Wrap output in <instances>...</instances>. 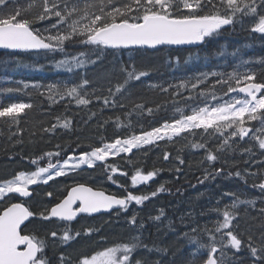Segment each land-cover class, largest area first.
<instances>
[{"label":"trees","instance_id":"trees-1","mask_svg":"<svg viewBox=\"0 0 264 264\" xmlns=\"http://www.w3.org/2000/svg\"><path fill=\"white\" fill-rule=\"evenodd\" d=\"M247 2L251 3V0ZM29 3L30 0H16L14 6L26 9ZM256 3L259 5L260 0H256ZM37 10L34 9L33 13L25 12L24 15L31 18ZM208 12L206 9L201 14ZM258 13L264 15V8H258ZM259 15L237 13L231 28L219 32L211 39H206L204 45L198 49L115 51L66 41L64 51L0 53V107H7L12 103L32 105L15 120L12 117H0V183L20 172H33L39 167H47L49 163L57 167L70 156L91 152L94 148L103 147L117 138L125 139L133 134L141 135L152 131L166 121L181 117V112H178L177 108L184 114H190L191 107L202 106V103L199 98L192 100L185 98L189 95L195 97L196 92L202 89L211 93L213 91L211 85L217 79L226 78L209 76L196 90H191V83L187 88L175 87L181 81L195 82L191 78L200 73L254 72L255 82H264V34L252 30L258 22ZM56 19L53 17L50 21L35 22L32 26L45 36L49 34L44 31L45 29H49L51 34L55 35L56 29H51L50 26ZM81 53L84 55L80 56ZM73 56H79L80 59L89 62L73 72L55 69L56 62L71 59ZM90 61L96 62L93 64ZM130 65H135L136 71H148L149 75L139 81H130L117 93V86L127 79L126 72L121 71V68L128 67V70H132ZM84 79H87L89 84L78 91L84 98L90 100L87 105H79L74 98L67 96L64 99L59 96L49 98L47 89L50 85L60 88L71 87L82 85ZM33 85L41 87L37 90ZM162 87L168 88V91H161ZM9 89L12 91H8ZM109 89L115 95H110ZM177 91L182 95L175 94ZM215 91L220 96L221 86L217 85ZM231 94L223 96V99L231 97ZM104 98L109 99L108 105L104 104ZM113 100L116 101L115 104L111 103ZM216 102L212 101L209 95V103ZM136 105L144 107L140 109ZM148 109H152V112L149 113ZM230 138L228 129L224 130L223 135L213 129L207 131L196 129L184 133L171 143L152 144L145 149L133 151L130 155L109 160L105 164L101 162L104 168H100V172L110 171L113 176L112 181L116 187L110 193L117 197L125 198L130 189L137 191L141 196L146 194L150 196L155 192V185L163 187L165 193H168L167 196L160 198L163 203L161 206L166 217L176 222L177 234H159L149 222L150 227L146 230L148 234L146 233L147 237L142 245L166 251L149 252L141 247L136 251V256L143 264H204L207 255L191 246L192 237L197 241L196 244L207 242L209 244V233L217 236L216 239L218 237L223 239V234L215 231L222 223V205H213L210 212L213 217L205 220L210 214L205 211L206 204L192 203L195 198L188 197L189 195L180 198L177 196L180 186L188 190L194 184H208L206 182L208 176L212 178L210 184L212 195L204 196L202 202L211 200L215 204L216 201L223 200L231 204V196H234L242 201V204H257L255 209L253 208L254 212L245 209L241 234L243 241L246 242L251 236L253 245L260 246L261 237L264 236V212L261 211L264 209V192L258 185L264 175V164L260 165L263 154L259 148L248 143V140ZM225 139L228 140V144L221 148ZM199 143H204L206 147H193ZM47 153L52 155L48 156ZM209 153L215 155L217 159L208 160ZM165 154L169 157L168 161L164 159ZM112 167L117 169L115 174L111 171ZM137 170L142 174L156 172L158 179L154 185L151 184V190L140 188L138 185L139 188L134 187L131 176ZM237 172L240 175H236ZM125 173L127 175H124ZM96 175L99 177L100 174L97 171L86 172V176L90 178ZM83 183L87 182L79 184ZM182 192L181 190L180 193ZM224 193L226 197L223 196ZM64 196L65 194L52 195L51 198L45 196L41 207L59 202ZM178 199L179 204L176 203ZM15 201L19 200L12 196L11 202L5 207ZM22 203L31 211L36 213L40 211L36 207L32 208L26 201ZM146 205L149 207V204ZM5 207L0 208V212ZM145 208L142 211L143 215H147ZM34 223L36 220L28 223L23 233L29 234ZM39 223V229L43 232L50 233L54 229L50 223ZM119 234L120 232L117 234L112 232L105 238L109 242L117 241L118 244H122L124 239H121L122 236ZM184 242H188L189 245ZM92 246L93 244H89V248ZM231 251L229 255L223 251L230 259L229 264H252V257L246 245H242L240 254L234 255Z\"/></svg>","mask_w":264,"mask_h":264},{"label":"snow or ice","instance_id":"snow-or-ice-1","mask_svg":"<svg viewBox=\"0 0 264 264\" xmlns=\"http://www.w3.org/2000/svg\"><path fill=\"white\" fill-rule=\"evenodd\" d=\"M15 3L16 0H0V48L46 50L49 52L64 51L66 41L92 45L101 50L128 49L133 46L155 48L162 44L204 42L219 34L224 26L232 25L237 13L259 15L258 8H264V0H260L259 5L256 0H251V3H248L247 0H30L26 9L15 7ZM61 5L63 6L61 7ZM34 9L38 10L31 15V18L24 15L25 12L33 13ZM206 9L209 10L208 14H201ZM53 17L57 19L50 27L56 29L55 35H52L49 29H45L44 31L49 32L45 36L39 29L32 26L35 22L50 21ZM252 30L264 34V15H259L258 22ZM83 55L84 53L80 54V56ZM86 62L89 61L80 59L79 56H73L71 59L56 62V67L66 68L71 72L74 68L83 67ZM90 62L94 64L96 61ZM129 67L132 70H128V67L121 68V71L126 72L127 79L123 84L117 86V93L121 92L130 81H139L142 77L149 75L148 71H136L135 65ZM209 76H226V78L217 79L211 85L213 89L211 93L202 89L196 92L195 97L189 95L185 98L186 100L199 98L203 106L191 107V114H184L177 108V111L181 112V118L175 119L171 123L166 121L162 127L153 128L152 131L144 132L141 135L133 134L125 139L117 138L114 142L105 144L103 147H96L91 152L82 153L73 167L78 168L81 164L92 167L94 161H105L110 154L130 153L132 149L142 144H150L155 139L163 138L160 134L166 129H171L175 134L194 129H204L205 131L213 129L223 135L224 130L234 128L235 130L230 133V136L239 135L243 139L251 131L244 127L245 117L247 116L248 120H256L258 112L261 113V124L264 125V82H255L256 74L254 72L243 74L237 72L200 73L191 78L195 82L181 81L175 87L177 89L187 88L191 83V90H196L199 85L208 80ZM87 84L89 81L84 79L82 85L71 87L60 88L50 85L47 89L49 98L54 99V96H59L64 99L67 96L74 98L79 105H87L90 100L84 98L78 91L79 88ZM217 85L221 86L222 94L220 96L215 91ZM40 87V85H33V88L37 90ZM169 87L173 86L169 85ZM8 91H12V89ZM161 91L167 92L168 88L162 87ZM230 93L238 95L223 100V96H228ZM240 93L244 94V98L239 97ZM109 94L115 95L111 89H109ZM175 94L182 95L178 91ZM209 95L211 100L217 101V103H209ZM109 103V99L104 98V104L108 105ZM111 103L115 104L116 101L113 100ZM31 107V104L12 103L7 107H0V117H12L15 120L20 113ZM136 107L143 109L144 106L136 105ZM148 112L151 113L152 109H148ZM64 126L67 127V124ZM256 139H258L259 148L264 149V139L259 137ZM227 144L228 140L225 139L220 147ZM193 147L205 148L206 145L199 143L194 144ZM46 155L51 156L52 153ZM168 158V155L165 154L164 159ZM207 159L214 161L217 157L209 153ZM180 162L183 163L182 160ZM54 168L56 165L49 163L47 167H39L31 174L20 172L15 179L0 184V198L5 197L8 193H18L20 196L28 197L30 196L28 185L36 184L42 179L43 174H48L47 178L43 179L45 184L54 177L66 174L64 167H60L54 173L50 172V169ZM111 171L116 172L117 169L112 167ZM155 175V171L142 174L137 170L131 176V182L135 185L151 180ZM236 175L240 174L237 172ZM108 179H112V177L109 176ZM258 187L264 192V183H260ZM163 190L161 187L158 191ZM156 194L153 192L151 196ZM47 195L51 197L52 193L49 192ZM148 199H150L148 195L138 196L131 193L125 198L106 196L103 192L93 191L91 187L79 184L72 187L67 196L55 206L39 213L31 211L24 203H11L0 212V264H50L44 254L46 241L38 238L34 233L21 234V226L25 225V221L31 217L38 216L42 221H51L54 217L61 221H72L80 213L91 214L102 209H111L114 205L126 210L131 201L141 204ZM77 202L78 206L74 207ZM236 206L235 202L231 205L232 208H236ZM261 211L264 212V209ZM155 219L159 220L160 217L157 216ZM233 219H235L233 214L224 211L223 222L215 231L221 232L228 229L224 235L228 237V245L231 248L239 252L242 245H246L252 257V264H264V236L261 237V246H254L251 236L246 242L243 241L231 230ZM130 222L135 225L136 217L133 216ZM96 230L98 231V229ZM92 231V228H88L85 230V234H90ZM193 231L196 230L193 229ZM50 235L56 237L57 232L53 230ZM80 235V232L75 233V236ZM73 238L67 230L61 237L63 241ZM132 239L134 242L131 244L114 245L98 251L90 257H82L78 264H143V261L133 259V253L141 247L149 252L153 250L166 251V249H153L142 245L139 237ZM192 240L197 242L194 237ZM209 241L208 245H200V247L209 249L204 264H218V260L214 256L218 251L215 243L216 237L211 233H209ZM223 255L221 253V258ZM66 260H70V258L61 254L60 264H66Z\"/></svg>","mask_w":264,"mask_h":264},{"label":"rangeland","instance_id":"rangeland-1","mask_svg":"<svg viewBox=\"0 0 264 264\" xmlns=\"http://www.w3.org/2000/svg\"><path fill=\"white\" fill-rule=\"evenodd\" d=\"M55 69L67 71L66 68H57L56 66H55ZM78 69L79 68H74L73 71H76ZM229 98L230 97L224 98L223 100H228ZM240 98H244V97H240ZM212 104H215V103H212ZM256 115L258 117L256 120H248V118L246 116L244 127L252 129L250 137L248 139H246V140H248V143H250L252 146L259 148V142H258V139H256V137H259L260 139H264V130H261V129H264V125L261 124V118H260L261 113L258 112ZM179 118H181V117H179ZM172 121H168V122L171 123ZM163 124H161L159 127H162ZM254 125H255V127H254ZM194 130H196V129H194ZM234 130H235L234 128L228 129L229 133H231ZM190 131H192V130H190ZM190 131L182 132L180 134H175V133H173V131L171 129H166V130H164V132H162L160 134L163 138L155 139L154 142L150 143V144H142L139 147L132 149V151L130 153L120 152L117 155H111L110 154L106 158L105 161H94L92 167H89L87 164H81L80 167H78V168L73 167L74 164H76L78 162L79 157L81 155L70 156L71 159H70V157H68L67 159L62 161L59 166H57L54 169H50V172L54 173L56 170H59L60 167H64L66 174L64 176L54 177V179L49 180L48 183H46V184L43 183V179H46L48 174L47 173L43 174L42 179L39 180L36 184L28 185V190H31L32 192H34V197L30 200H24V202L26 201L28 204H40L41 205V204H43V200H44L45 196L49 197L47 195V193L51 192L53 196H57L60 194H66L67 191L69 190L70 186L72 187V186L77 185L81 182H87V183H85L86 185H91L95 188H100V190L106 189L107 179H106V177L102 178L103 176H102V173L100 172V168H104V167L101 166L102 165L101 162L105 164V162H109V160H112V159L116 160L118 158L126 156L127 154L130 155L133 151L145 149L152 144H162L165 142L171 143V142L177 140L179 137H181L184 133H187ZM236 138H238V140H241L239 135H237L236 137H231L230 139L235 140ZM260 150L262 151V154H263V158H262V161L260 164V165H262V164H264V149H260ZM65 161H67L68 163L65 164L64 163ZM85 168H89L90 170L99 169V174H100L99 177L97 175H96L97 177L95 176L94 178L87 177L86 172L83 171ZM24 173L31 174L32 172H24ZM115 173L116 172H113V174H115ZM250 173H251V171H250ZM18 174H15L9 180L15 179L18 176ZM210 177L211 176H208L207 179L209 180ZM9 180H7V181H9ZM7 181H4V182H7ZM4 182H1L0 184H3ZM134 187L136 188L137 184H135ZM156 187H158V188H156V190H154V191H157L160 188L159 186H156ZM163 192L165 193L164 190H163ZM207 192H209V191H207ZM113 193H115V192H113ZM112 195L115 196V194H112ZM12 196H13V193H8V194H6L5 197L0 198V208L5 207L6 204L11 202ZM9 197H10V199H9ZM190 200H192V198H190ZM160 201H162V200L160 199ZM244 204H249V203H244ZM161 205L162 204L159 203L158 201L155 204H149V207H148V205L143 206L142 204H134V205L129 204V206L126 210L116 213L115 216L110 217V218H101V219H99L93 223H90V224H88L87 222L86 223H80V224H78L74 227H70V228H64V227L58 228V227L54 226L53 230L61 232V233L59 234V241L57 243L52 240L53 249L55 248V250H57L60 248H64L66 251V254H67L66 258H70V260H66V264H78V261L82 257H85V256L90 257L91 255H94L98 251H102L108 247L118 245L117 241H116V243H112V242H109V240L105 238L106 236H108L112 232H114L115 234H117V232H120L119 235L122 236L120 238L124 239V243H129V244L133 243L134 242L132 239L133 237H139L141 243H143L147 237L146 230L150 227L147 224L150 221L151 226L153 224L154 228H156V230L159 232V234H161V233H170V234L173 233L174 235L177 234L176 222H172L170 219H168L166 217L163 206H161ZM144 207H146L145 209L147 211V215L142 214ZM244 207L247 208L248 206L245 205ZM234 211H236V208H234L230 212H234ZM133 216L136 217V224L135 225H133L130 222L131 218ZM157 216L160 217L159 220L155 219V217H157ZM232 226H233V224H232ZM89 227H91V228L94 227V230L90 234H85V232H84L80 236H75L76 232L81 233V231H83V230L85 231ZM96 229H98V231ZM65 230L69 231V234L71 236H73L74 238L69 240V241H63L61 239V237H62L63 232ZM227 231H228V229H224L221 231V233L223 234ZM50 237H52V236H50ZM56 237H52V238H54L56 240ZM240 238L243 240L242 236ZM215 242H218V243H216L217 248L221 247L220 249H224V248L226 250L230 249V250H232V253H234V254L236 253L235 252L236 250L231 248L230 245H228V240H227L226 235H224L223 239H220V237H218ZM89 244L90 245L93 244V246L91 247L92 249L89 248ZM184 244L189 245L188 242H186V243L184 242ZM190 244H191V246L196 247L199 252L206 254V255L208 254L209 249L207 247H200L201 244H196L195 242H193V240H190ZM204 245H208V243L207 244L205 243ZM261 245H262V241L260 240V246ZM136 253L137 252L133 253V259L134 260H136L138 258L136 256ZM223 256L224 257L221 258V255H220L218 264H229L230 259L225 257L228 255L224 254ZM139 260H141V259H139Z\"/></svg>","mask_w":264,"mask_h":264},{"label":"flooded vegetation","instance_id":"flooded-vegetation-1","mask_svg":"<svg viewBox=\"0 0 264 264\" xmlns=\"http://www.w3.org/2000/svg\"><path fill=\"white\" fill-rule=\"evenodd\" d=\"M165 161H167V160H165ZM84 172H92V171H97L98 173H99V169H94V170H90L89 168H85L84 170H83ZM180 172H182L181 170H180ZM101 173H103L102 175L104 176V177H106V179H107V184H106V189H103L102 191H104L106 194H108V195H112V193H110V191L111 190H113L115 187H116V184L112 181V179H108V177L109 176H111L112 178H113V176H112V174H111V172L110 171H105V172H101ZM98 176V175H97ZM158 178H157V176H156V180H157ZM206 182H208V184H205V185H208V186H205V185H203L202 183H200V184H194V185H192V186H190L189 188H188V190H185V189H183L181 186L179 187L180 188V190L178 189V194H177V196H178V198H180L181 196H183V197H186V195H189L188 197H194L196 200H194V201H192V203H195V204H206L205 205V211H207V213H210L211 211H212V206L213 205H218V204H220V205H222L223 206V211H222V213H221V222L223 221V212L224 211H228L229 210V212L231 211V210H233L234 208H232L231 207V205L235 202L236 203V211H234V212H230L231 214H233L234 216H235V219H233V221H232V224H233V226L231 227V230L234 232V234H236V235H238V237L240 238L241 236H242V231H243V227L241 226V224H243V221H244V213H245V205H247L248 207V209H250V210H252V212H254V207H256V205L257 204H242V201H240V200H237V198L236 197H234V196H231V204H227L226 203V201H223V200H220V201H216L215 202V204L213 203V202H211V200H208V201H205V202H202L201 200H202V198L204 197V196H208V197H211V193H212V188H211V182H212V178L210 177L209 178V180L207 179L206 180ZM82 183V182H81ZM84 184V183H83ZM142 184V185H141ZM140 188L141 187H145V188H148V189H150L151 187H150V185L151 184H143V183H138L137 184ZM92 187V186H91ZM139 187H136V188H139ZM94 188V187H93ZM156 188H158V187H155L154 188V190H156ZM161 188V187H160ZM159 188V189H160ZM95 189H98V190H100V188H95ZM260 189V188H259ZM183 191L182 193H180V191ZM207 191H209V192H207ZM157 194L155 195V196H149L150 197V200L148 199V200H145V201H143L141 204L143 205V206H145L146 204H155L157 201L159 202V203H161V204H163L162 203V201H160V198L161 197H163V196H167L168 194H166V193H164L163 191H155ZM190 193V194H186V193ZM129 193H131V194H133V195H138V196H141V195H139L138 194V192L137 191H134V190H132L131 191V189L130 190H128V194ZM67 194V193H66ZM66 194H65V196H66ZM127 194V195H128ZM64 196V197H65ZM223 196H225L226 197V195H225V193L223 194ZM33 197H34V192H33ZM32 197V198H33ZM64 197L62 198V199H64ZM51 198V197H50ZM17 199L19 200V201H15V203H22V202H24V200H21V199H19L18 197H17ZM61 199V200H62ZM60 200V201H61ZM59 201V202H60ZM59 202H56V203H54V204H49V205H47V206H45V207H41V205L40 204H30L31 205V207L33 208V207H36L38 210H40V211H38L37 213H39V212H41V211H44L45 209H50L51 207H53V206H55V204H57V203H59ZM178 202V203H177ZM191 202V201H190ZM175 203V202H174ZM176 203L177 204H179V199L176 201ZM129 204H137L135 201H131ZM129 204H128V206H129ZM182 204V203H181ZM78 206V205H77ZM253 206V207H252ZM254 208V209H253ZM33 211V210H32ZM121 212V211H120ZM116 213H118V211H115V212H112V213H110V214H102V215H99V216H97V217H87V216H82V217H80L76 222H65V221H61V220H57V219H54V218H52L51 219V221H42V220H40L39 219V217L37 216V217H31V220H30V222L32 221V220H36V223H34V225H32V228H31V231L29 232V234H32V233H34L38 238H40V239H44L45 241H46V247H45V250H44V254H45V256L49 259V261H50V264H60V261H59V257H60V255L61 254H63L65 257L67 256V254H66V251H65V249L64 248H60V249H57V250H55V249H52L53 247V242H52V240L53 241H55L56 243L59 241V234L61 233V232H58V231H56L57 232V237H56V240L54 239V238H52V237H50L51 235H50V233L49 232H43V231H41L40 229H39V222H41V223H50L51 224V227L52 226H55V227H58V228H60V227H64V228H70V227H74V226H76V225H78V224H80V223H88V224H90V223H93V222H95V221H97V220H99V219H101V218H110V217H113V216H115V214ZM211 217H213L212 216V213H210L209 214V216H207L206 218H205V220L206 219H209V218H211ZM92 221V222H91ZM29 222V223H30ZM38 223V224H37ZM25 228V227H24ZM89 228H91V227H89ZM93 230H94V227L92 228ZM49 230V229H48ZM85 231L83 230V231H81V234L82 233H84ZM22 234H24L23 233V230H22ZM26 234V233H25ZM223 237H224V233H223ZM228 238V237H227ZM220 251V252H219ZM225 252V253H227L228 255L230 254L228 251H230V249L229 250H226L225 248L224 249H220V248H218V251L215 253V255L217 256V260H218V262H219V257H220V254L222 253V252ZM236 253H238V254H240L241 252L239 251V252H237V251H235ZM55 256V258L53 259V257ZM206 259H207V257H206ZM206 261V260H205Z\"/></svg>","mask_w":264,"mask_h":264},{"label":"water","instance_id":"water-1","mask_svg":"<svg viewBox=\"0 0 264 264\" xmlns=\"http://www.w3.org/2000/svg\"><path fill=\"white\" fill-rule=\"evenodd\" d=\"M232 25L224 26L220 30V32L221 31H224L226 29L231 28ZM204 43H205V41L204 42H194V43H190V44L189 43H185V44H162V45H157L155 48H151V47H148V46H142V47H140V46H133V47L128 48V49H110V48L109 49L110 50H115V51H118V50H137V49H142V50H155V49H160V48H170V49H198L201 46H203ZM0 53H50V52L49 51H46V50H13V49H2V48H0ZM232 95H238V94L237 93H232ZM258 95H260V94H258ZM239 96L244 97V94L243 93H240ZM246 129H251V128H246ZM250 135H251V131L248 132V135H246V136L243 137V140L249 138ZM155 180H156V176H154L151 180H148V181H145V182H141V183L152 184ZM262 183H264V176H263V182ZM75 186H77V185H75ZM75 186H73V187H75ZM85 186L86 187H90V186H87V185H85ZM92 189H93V191L103 192L106 196H112V195L106 194L102 190H97V189H94V188H92ZM29 192H30V196H28V197L20 196L18 193H13V194H14V196L18 197L21 200H29V199H32V197H33V192L31 190H29ZM68 192H67V194H68ZM67 194H66V196H67ZM117 198H119V197H117ZM77 205H78V202H77ZM77 205H74V207H76ZM119 210H123V209L120 208V206H118V205H114L111 209H108V210L102 209L99 212H95V213H91V214L80 213V214L77 215V217L74 220H72V221H65V222H76L82 216L97 217V216L102 215V214H106V213L107 214H110L112 212L119 211ZM54 219L59 220L58 218H55V217H54ZM30 220H31V218H29L28 221H25V225H22L21 226L22 230L30 222ZM21 247H23V246H21ZM214 256L216 258V255L215 254H214Z\"/></svg>","mask_w":264,"mask_h":264},{"label":"bare ground","instance_id":"bare-ground-1","mask_svg":"<svg viewBox=\"0 0 264 264\" xmlns=\"http://www.w3.org/2000/svg\"><path fill=\"white\" fill-rule=\"evenodd\" d=\"M249 26H250V25H249ZM261 160H262V159H261ZM167 161H168V159H167ZM239 168H240V167H239ZM263 170H264V169H263ZM263 172H264V171H263ZM263 174H264V173H263ZM102 176H103V175H102ZM213 176H214V175H213ZM214 177H215V176H214ZM223 177H224V176H223ZM102 178H104V176H103ZM160 178H161V177H160ZM215 180H216V179H215ZM218 180H219V179H218ZM213 181H214V180H213ZM159 182H160V181H159ZM159 182H158V183H159ZM216 182H218V181H216ZM260 182L262 183L261 180H260ZM158 183H157V184H158ZM160 183H161V182H160ZM105 184H106V183H105ZM141 185H142V184H141ZM153 185H154V184H153ZM215 185H216V184H215ZM156 186H157V185H156ZM156 186H154V187H156ZM214 187H215V186H214ZM258 188H259V187H258ZM184 189H185V188H184ZM150 190H151V188H150ZM173 190H174V189H173ZM148 191H149V190H148ZM167 194H168V193H167ZM146 195H147V194H146ZM238 196H239V195H238ZM240 196H241V195H240ZM166 198H167V197H166ZM161 200H162V199H161ZM194 200H195V199H194ZM231 203H232V202H231ZM252 207H253V206H252ZM143 210H144V209H143ZM175 210H176V209H175ZM250 213H251V212H250ZM179 216H180V215H179ZM91 222H92V221H91ZM149 222H150V221H149ZM147 225H148V224H147ZM147 225H146V226H147ZM151 231H152V230H151ZM183 231H184V230H183ZM184 232H185V231H184ZM146 233H147V232H146ZM175 233H176V232H175ZM200 233H201V232H200ZM147 234H148V233H147ZM178 234H179V233H178ZM151 235H152V234H151ZM200 235H201V234H200ZM198 236H199V235H198ZM198 236H197V237H198ZM216 237H217V236H216ZM192 238H193V237H192ZM200 239H201V238H200ZM198 240H199V239H198ZM216 240H217V239H216ZM227 240H228V238H227ZM206 241H207V240H206ZM206 241H205V242H206ZM225 241H226V240H225ZM203 242H204V241H203ZM207 243H208V242H207ZM145 244H146V243H145ZM220 248H221V247H220ZM219 252H220V251H219ZM231 252H232V251H231ZM240 252H241V251H240ZM222 253H223V252H222ZM231 254H232V253H231ZM235 254H237V253H235ZM235 254H234V255H235ZM220 255H221V254H220ZM226 255H227V254H226ZM217 256H218V255H217ZM223 257H224V256H223ZM225 257H226V256H225ZM231 257H232V256H231ZM250 258H251V257H250ZM143 259H144V258H143ZM232 259H233V257H232ZM220 262H221V261H220ZM225 262H226V261H225ZM227 263H228V262H227Z\"/></svg>","mask_w":264,"mask_h":264}]
</instances>
